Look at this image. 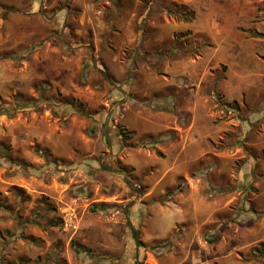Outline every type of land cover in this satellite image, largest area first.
<instances>
[{
	"label": "rangeland",
	"instance_id": "374dc122",
	"mask_svg": "<svg viewBox=\"0 0 264 264\" xmlns=\"http://www.w3.org/2000/svg\"><path fill=\"white\" fill-rule=\"evenodd\" d=\"M192 2L0 0V264H264L245 150L191 160L157 105Z\"/></svg>",
	"mask_w": 264,
	"mask_h": 264
},
{
	"label": "crops",
	"instance_id": "0c3cea01",
	"mask_svg": "<svg viewBox=\"0 0 264 264\" xmlns=\"http://www.w3.org/2000/svg\"><path fill=\"white\" fill-rule=\"evenodd\" d=\"M199 1L188 4L195 17L186 29L201 53L173 63L171 91L156 103L191 160L226 138L229 149L246 152L238 177L264 185V18L250 0Z\"/></svg>",
	"mask_w": 264,
	"mask_h": 264
},
{
	"label": "trees",
	"instance_id": "16d2710c",
	"mask_svg": "<svg viewBox=\"0 0 264 264\" xmlns=\"http://www.w3.org/2000/svg\"><path fill=\"white\" fill-rule=\"evenodd\" d=\"M182 9H183V12L178 13V14H180L181 18L184 21H190V20L194 19V17H195L194 11L186 10L187 8H182ZM263 158H264V155H263ZM132 231H133L134 238L137 240V236H138L137 232L134 229H132ZM137 243H138V245L140 244V242H137ZM261 249L264 252V245H261Z\"/></svg>",
	"mask_w": 264,
	"mask_h": 264
}]
</instances>
